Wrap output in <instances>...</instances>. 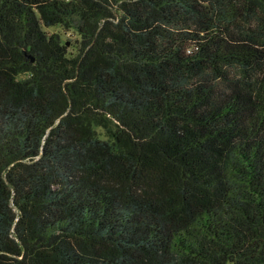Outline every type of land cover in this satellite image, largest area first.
Segmentation results:
<instances>
[{"label":"trees","instance_id":"1","mask_svg":"<svg viewBox=\"0 0 264 264\" xmlns=\"http://www.w3.org/2000/svg\"><path fill=\"white\" fill-rule=\"evenodd\" d=\"M0 264H264V0H0Z\"/></svg>","mask_w":264,"mask_h":264},{"label":"rangeland","instance_id":"2","mask_svg":"<svg viewBox=\"0 0 264 264\" xmlns=\"http://www.w3.org/2000/svg\"><path fill=\"white\" fill-rule=\"evenodd\" d=\"M45 30L47 32H58L62 40H64L67 50H69L70 52H74L75 50L74 44L80 38V35L74 28L67 27L61 24H56V25L45 27ZM33 72H34L33 68L29 64H24L20 68L19 73L17 74V77L25 78L33 74ZM99 131H100V134L102 135V131L100 129Z\"/></svg>","mask_w":264,"mask_h":264},{"label":"water","instance_id":"3","mask_svg":"<svg viewBox=\"0 0 264 264\" xmlns=\"http://www.w3.org/2000/svg\"><path fill=\"white\" fill-rule=\"evenodd\" d=\"M30 60H32V58L30 57Z\"/></svg>","mask_w":264,"mask_h":264}]
</instances>
